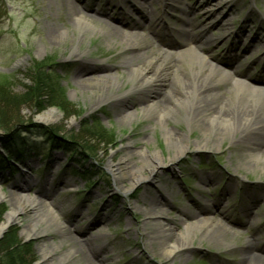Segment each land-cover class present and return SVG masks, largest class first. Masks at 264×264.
<instances>
[{
  "label": "rangeland",
  "instance_id": "374dc122",
  "mask_svg": "<svg viewBox=\"0 0 264 264\" xmlns=\"http://www.w3.org/2000/svg\"><path fill=\"white\" fill-rule=\"evenodd\" d=\"M190 1L195 8L192 15H197L203 4L210 6L212 13L202 21H207L204 34L217 45L212 47L213 54L220 56L229 33L232 41L244 36L237 48H248L243 54L250 58L244 57L238 63L246 73V63L252 57L247 52L264 49V0ZM124 3L125 0H0V116L9 118L2 125L0 122V223L22 194L29 201L40 203L36 210L27 206L17 213L16 221L0 234V247L12 243L8 237L13 233L16 248L24 246L27 264H60L72 234L92 243L100 264H241L244 239L258 224L264 225L263 165L255 168L244 163L246 148L226 142L218 150L190 144L183 155L173 157V149L167 146L163 130L156 123L121 121L124 112L119 109L139 112L142 97L152 94L149 92L127 94L91 108L92 96L99 98L100 92L92 91L82 80L119 72L115 64L128 56V51L123 48L124 39L99 36L98 26L85 33L74 29V10L91 12L84 7L103 8L123 16ZM138 4L146 14L141 21L143 27L145 21L163 11L182 41L185 39L174 25V18L185 19L183 10L189 8V0H138ZM126 14L141 20L137 13ZM51 23L68 32L66 42L50 36ZM123 29L136 33L129 27ZM146 48L157 47L152 41ZM252 68L249 75L259 70L258 64ZM77 71L84 76L78 78ZM38 75L43 77L39 92L46 96L35 94ZM260 77H264L263 73ZM120 80L125 84L117 93L131 86L125 72H121ZM114 92L110 90L108 94ZM53 100L64 101L68 111L58 103L54 105ZM50 109L55 114L43 118ZM26 125L58 128L59 140L50 142L31 128L21 141L15 139L17 144L4 145V135L9 136L13 130L20 133ZM168 125L191 141L200 136L197 130L187 133L184 122L178 125L171 121ZM5 127L13 128L7 131ZM72 142L79 145H66ZM7 146L12 149L6 150ZM146 151H158L161 164L150 173L144 171L145 179L135 185L120 174L118 177L119 170L128 173L141 166ZM159 193L168 202L151 207ZM200 212L219 220L226 218L230 230L238 231L236 234L242 237L236 235L233 242L225 240V244L196 238L185 249L164 255L151 239L156 228L148 222L160 216L171 225L174 245L185 224L195 221ZM47 217H52V221ZM33 228L38 235L28 236ZM260 233L257 243L262 246L264 230ZM46 252H53V257L43 259Z\"/></svg>",
  "mask_w": 264,
  "mask_h": 264
},
{
  "label": "bare ground",
  "instance_id": "6f19581e",
  "mask_svg": "<svg viewBox=\"0 0 264 264\" xmlns=\"http://www.w3.org/2000/svg\"><path fill=\"white\" fill-rule=\"evenodd\" d=\"M137 1L135 0L136 3ZM99 13L105 12L96 8H93L91 13L75 9L73 28L78 32L85 33L87 29L98 26L101 28L98 30L99 36L110 35L116 40L124 39L123 48L128 51V56L124 57L119 64H115V68L119 69V72L105 73L82 80V83L88 84L92 91L100 92L99 98L92 96L90 103L92 109L118 100L127 94L152 93L153 95L142 97L139 112H132L126 107L119 109L120 113L124 112L121 121L136 124L140 120L141 122L150 120L156 123L163 130L167 146L173 149V157L183 155L190 144H194L196 148L200 149L218 150L219 146L226 142L229 146L240 145L246 148L247 154L243 156L244 163L255 168L263 165L262 169L264 170V85L254 83L248 77L239 78L247 76L239 74L238 61L240 59L234 64L233 73L229 72L227 67L212 61L211 54L206 50L208 45L213 42L211 36L205 37L203 32L190 34L191 30L188 26L190 23L192 28L201 29L205 25H199L198 21L187 17L189 22L181 26V33L188 39H199L198 46H191L180 54H173L160 46L148 50L146 47L152 44L150 36L127 33L123 29L124 20L120 16L116 19V16L106 15L107 19H105ZM48 31L52 38L66 42L68 32L60 30L54 23L48 25ZM121 72H125L131 86L123 93H117L125 84L120 80ZM76 76L81 78L84 73L77 71ZM229 86H232L231 89ZM110 90L116 92L110 95L108 94ZM54 114L55 110L50 109L42 117L49 118ZM171 121L178 125H182L184 122L187 133L191 135L197 130L200 136L195 141L184 138L173 125H168ZM143 154L141 166L132 168L128 173L119 170L117 175L120 174L124 179H129L132 185L145 179L146 175L143 172H152L161 164L162 158L158 151L152 153L146 151ZM118 177L120 178L119 175ZM128 190L130 189L127 188L126 191ZM25 196L22 194L17 198L16 206L5 214L4 220L0 223V234L16 221L18 212L24 211L27 206L33 210L40 206L37 200L29 201L24 198ZM2 199L3 193L0 191V201ZM166 202H168V198L159 193L153 198L151 207H161ZM146 214L148 212L145 209ZM156 217L152 222H148L156 228L151 239L159 244L163 254H166L167 257L176 251L185 249L196 238L208 243L225 244V240L233 242V239L237 238L236 235L242 237L240 234H236L238 231L230 230L231 227L226 218L219 220L207 213L200 212L195 217V221L185 224L177 243L172 245V237L175 236L173 227L165 224V220L160 216ZM47 218L52 221V217ZM56 223L61 226L59 221ZM263 229L262 226H259V233L254 232V235L252 232V237L244 239L246 246L240 254L239 262L241 264H264V251L257 244ZM27 233L28 236L38 235L36 229ZM226 246L234 248L236 245L228 244ZM67 247L60 264L71 262L100 264L90 241H84V238L70 234ZM52 253H44L43 259L48 260L53 257L54 253Z\"/></svg>",
  "mask_w": 264,
  "mask_h": 264
},
{
  "label": "trees",
  "instance_id": "16d2710c",
  "mask_svg": "<svg viewBox=\"0 0 264 264\" xmlns=\"http://www.w3.org/2000/svg\"><path fill=\"white\" fill-rule=\"evenodd\" d=\"M36 80L38 81V83H37V87H38L37 89L38 90L35 92V94L38 95L39 93H41L39 91H40V86L43 83V77L38 75ZM48 80H51V77H49ZM50 83H52V81H50L49 84ZM47 87L50 88L48 86V83H47ZM43 94L41 93L40 95H43ZM32 95L34 96V90H33ZM44 96H46V95L44 94ZM31 99L33 100L34 97L31 98ZM52 103H54V105H57V103H58V106H62L64 110L68 111L69 106L64 105V101L60 100V102H54V100H53ZM4 119L8 120L9 118L4 117V115L0 116L1 125H2V122H4ZM13 127L9 128V129L6 128V127L5 128L7 129V131H10V130L12 131ZM38 127H41V128L38 129ZM31 128L32 129L34 128L36 134H40V135L45 136L47 138V140H50L52 142H56V141L59 140L58 136H57L58 134H56V132H58V128H55V127H44L42 125H26V126L23 127V129L20 131V133H16L15 130H13L11 132L12 135H11V137H9V139L13 140V141H16L15 139L19 138L20 140H22L24 138L23 134H25L26 131L31 132L30 131ZM66 145H69V146L70 145H79V143L78 142H72V143L66 144ZM10 236L8 237V240H9V243L12 240V243L10 245L8 244V246L6 248L0 247V262L2 264H3V262L5 264H27L29 261L25 258L26 254H24V251H23V247L24 246L21 245L20 249H17L16 245H18V243H17L16 240H14V239H16L15 235L13 233H10ZM27 248H28V250L30 249L29 247H27ZM27 252H29V251H27Z\"/></svg>",
  "mask_w": 264,
  "mask_h": 264
},
{
  "label": "water",
  "instance_id": "95a60500",
  "mask_svg": "<svg viewBox=\"0 0 264 264\" xmlns=\"http://www.w3.org/2000/svg\"><path fill=\"white\" fill-rule=\"evenodd\" d=\"M27 132H28V131H26V133H27ZM9 134L11 135V133H9ZM10 135H9V136H10ZM6 136H7V135H4L2 139H7V138H9V136H7V137H6Z\"/></svg>",
  "mask_w": 264,
  "mask_h": 264
}]
</instances>
